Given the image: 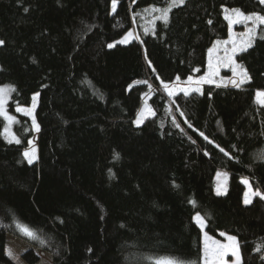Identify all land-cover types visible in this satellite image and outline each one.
Listing matches in <instances>:
<instances>
[{"label": "trees", "instance_id": "16d2710c", "mask_svg": "<svg viewBox=\"0 0 264 264\" xmlns=\"http://www.w3.org/2000/svg\"><path fill=\"white\" fill-rule=\"evenodd\" d=\"M169 3L118 0L113 12L112 0H0V86L16 89L7 110L20 140L5 139L0 117V264H11L7 236L52 264L200 261L197 212L209 236L237 237L243 264H264V249L254 251L264 244V200L246 206L241 183L247 178L264 191V106L255 100L264 90V40L235 57L250 82L205 85L202 94L170 100L154 92L148 105L155 115L134 125L148 84L161 91V81L206 73L208 48L228 37L224 8L264 14V4L186 0L167 24L154 20L159 12L144 11ZM128 32L134 38L118 43ZM35 93L38 159L29 164L23 153L33 130L15 108L30 106ZM218 172L228 180L223 195L215 192ZM31 248L23 264L39 263Z\"/></svg>", "mask_w": 264, "mask_h": 264}, {"label": "snow or ice", "instance_id": "6c2138e0", "mask_svg": "<svg viewBox=\"0 0 264 264\" xmlns=\"http://www.w3.org/2000/svg\"><path fill=\"white\" fill-rule=\"evenodd\" d=\"M135 2V0H133ZM186 0H170V3L165 8H156L151 7L150 9H145L144 11H152L159 12L160 15L154 17L155 19H159L164 21L165 24L169 22V13L172 11L174 7L185 4ZM118 0H112V11L115 12L117 9ZM260 4H264V0H259ZM25 12L28 11L27 8L24 9ZM225 20L228 21L229 26V38L226 40H216L212 47L208 48V71L204 76H200L198 79H193L192 76L187 78L185 81L186 87H180L179 85L170 86L169 83L161 81L163 89L167 92L169 97H172L176 94L177 91L183 92L185 96L190 95L192 92L201 93V85L203 84H215L217 87L225 86L227 87L229 84L236 88H240L247 82L252 80V76L249 73V70L241 63H238L235 59L237 53H245L249 49L253 48L257 38L260 40H264V14L261 12H251L245 13L239 8H233L231 10L225 9ZM209 24L212 23L211 20L208 21ZM234 24H243L245 25V31L235 34L232 32V26ZM148 29H145L147 32ZM133 36L132 32L126 33V35L118 41V43H128L129 38ZM5 41L0 39V45H4ZM230 45V47H229ZM107 47L112 48L114 44H108ZM223 49V56L219 55L220 49ZM147 58V57H146ZM149 66L151 67V61H148ZM221 67H231L232 77L223 78L221 77L219 80L214 79L219 76V70ZM153 72L156 71L155 68L152 69ZM198 71V69H197ZM177 81L180 79L178 76ZM138 83L148 84V81H139ZM149 92L144 93V96L147 97L150 92L153 91L151 84H148ZM16 89L10 85L0 86V117H3L4 120L8 122V126L4 128V133L6 134V138H9V143L15 141V143L19 144L20 140L15 136L14 133L11 132L10 126L12 123L16 122V117L11 115L7 110L8 100L10 99V94L14 92ZM39 93H35L32 97V105L31 107H20L19 105L16 107L17 112L23 113L25 116H30L32 119V127L39 132L40 125L37 123L35 116V109L37 106V98ZM256 102L261 106H264V90H257L255 93ZM155 115L154 110L145 103L144 107L138 112L137 118L134 123L139 126L148 116ZM181 115L184 113L181 112ZM173 123L177 128L180 127L179 123H176L175 119ZM191 127V125H189ZM201 136L204 137L205 140H208V137L204 135L203 132L200 133ZM211 143V141H209ZM31 147L28 150H25L23 153L24 158L27 160L29 164H32L37 157V150L32 141L28 142ZM219 147V145H217ZM222 152L223 148L220 149ZM228 155V153H225ZM115 158H119V153L115 154ZM259 159L264 161V155L260 156ZM111 171V170H109ZM221 173H217L219 177ZM227 175L226 173L224 174ZM246 186L247 190L244 192L243 203L248 206L253 203V198H260L264 200V191L260 188H253L250 181L245 178L242 181ZM217 195H223L227 193V188H221V186H217ZM194 220L196 224L200 226L201 229L205 227L206 218L200 212H197ZM17 228L26 236L32 239H40L36 235V233L31 230L28 226L23 224H17ZM222 236H225V233H221ZM227 243H221L219 240L214 239L209 236L207 232L204 233V243H203V254H202V264H243V258L240 250V244L236 236L227 235L226 236ZM43 242V241H41ZM264 249V244L258 245L254 251L260 252ZM91 251V249H89ZM11 255V252L8 253ZM231 257V261L226 259V257ZM150 261L151 257L148 258ZM260 259L264 261V255L260 256ZM152 264H201L200 261L192 260V261H180L173 257H158L152 261Z\"/></svg>", "mask_w": 264, "mask_h": 264}, {"label": "rangeland", "instance_id": "374dc122", "mask_svg": "<svg viewBox=\"0 0 264 264\" xmlns=\"http://www.w3.org/2000/svg\"><path fill=\"white\" fill-rule=\"evenodd\" d=\"M226 8H224L223 9V17H225V10ZM229 10H231V9H229ZM226 22H227V25H228V21L226 20ZM246 29H245V25H243V24H234L233 26H232V32L233 33H235V34H238V33H240V32H243V31H245ZM134 34H133V36L132 37H130L129 38V42L132 40V38H134ZM229 38V26H228V37H227V39ZM226 40V39H225ZM128 42V43H129ZM122 44V43H121ZM125 44H127V43H123V45H125ZM229 47H230V45H229ZM238 54V53H237ZM219 55H221V56H223V49L221 48L220 49V51H219ZM207 71H208V57H207V69H206V73H207ZM205 73V74H206ZM204 74V75H205ZM203 75V76H204ZM221 77H223V78H230V77H232V70H231V67H221L220 68V70H219V76L218 77H215L214 79H216V80H219ZM195 79H198V78H194V80ZM176 85H179L180 87H186L187 85L185 84V82H175V83H172V84H170V86H176ZM205 85H213V86H216L215 84H203V85H201V91H202V88L205 86ZM223 86V85H222ZM227 87H232V85L231 84H229ZM153 89V91L152 92H150L149 93V95L147 96V97H145V96H143V99H142V105H141V107L139 108V111L144 107V105H145V103H147L148 104V100H149V98L152 96V94L154 93V92H159V93H162L163 94V96H166V98L167 99H171L172 97H174L175 95H177V94H180V93H182L183 94V92H180V91H177L176 92V94L174 95V96H172V97H169L168 96V94H167V92H165L164 91V89L163 88H160V90L161 91H158V90H155V88H152ZM192 93H196V92H192ZM256 93V92H255ZM199 94V93H198ZM255 100H256V98H255ZM9 101V100H8ZM37 101H38V98H37ZM31 105H32V102H31ZM31 105L30 106H28V107H31ZM260 105V104H259ZM21 107V106H20ZM138 111V112H139ZM15 112L17 113V114H19V115H21V116H25L23 113H21V112H17L16 111V108H15ZM138 115V114H137ZM137 115H136V117H135V119H134V121L136 120V118H137ZM25 117H27L29 120H30V122H31V126H32V119H31V117L30 116H25ZM152 116H148L146 119H148V118H151ZM3 118V117H2ZM145 119V120H146ZM3 120H4V118H3ZM144 120V121H145ZM4 124H5V127L6 126H8V122L6 121V120H4ZM134 125L135 126H137L135 123H134ZM140 126V125H139ZM4 127V128H5ZM10 130H11V132L13 133V123L11 124V126H10ZM32 130H33V138L30 140V141H32L33 142V144H34V142H36V144H37V138H38V133L39 132H37L33 127H32ZM4 136H5V139L7 140V141H9V138H6V134L4 133ZM13 142H15V141H13ZM35 146V148H36V150H37V146L36 145H34ZM31 147V145H29L28 146V149ZM27 149V150H28ZM37 157H38V150H37ZM35 162V161H34ZM217 180H218V185L219 186H221V188H224V187H226L227 188V182H228V180H227V178H220V177H217ZM243 181V180H242ZM241 181V183L244 185V187H245V191L247 190V186L243 183ZM216 190H217V187L215 188V192H216ZM217 193V192H216ZM199 226V225H198ZM200 227V226H199ZM201 229V228H200ZM201 232H202V254H203V243H204V233H205V231H204V228L203 229H201ZM221 243H227V239H226V236H223L222 237V239H221V241H220ZM29 248H31V246L29 245V244H27V243H25V242H22L21 240H18V239H16L15 237H12V236H7L6 237V242H5V256L7 257V259H8V261L11 263V264H23V262H22V260H21V255L25 252V251H27ZM31 249H33V248H31ZM9 251L11 252V255H9L8 253H9ZM33 251H34V253L39 257V263L38 264H52V262H51V259H50V257L47 255V254H45L44 252H42V251H40V250H38V249H33ZM202 258V257H201ZM226 259H229V261H231V257L229 256V257H226ZM155 260V259H154ZM154 260H151L150 262H149V264H152V261H154ZM200 262H201V264H202V260L200 259Z\"/></svg>", "mask_w": 264, "mask_h": 264}]
</instances>
